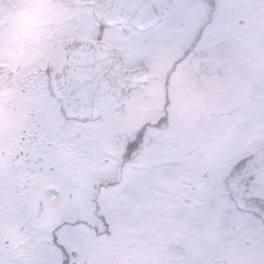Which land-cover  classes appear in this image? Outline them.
Listing matches in <instances>:
<instances>
[{
    "label": "flooded vegetation",
    "instance_id": "obj_1",
    "mask_svg": "<svg viewBox=\"0 0 264 264\" xmlns=\"http://www.w3.org/2000/svg\"><path fill=\"white\" fill-rule=\"evenodd\" d=\"M176 2L185 12L174 26L142 31L102 21L87 0H0V254L13 261L22 254L23 241L15 240L24 220L17 228L8 206L36 203L40 222L48 201L52 222L68 213L82 219L75 234H59L71 264H264V207L233 202L224 183L241 192L248 174L264 180V141L243 156H217L208 128L217 111L229 113L228 90L243 89L245 62L227 48L240 29L258 30L264 0ZM98 34L123 69L140 73L122 74L124 98L111 107L114 97L97 96L99 84L74 64L65 75L80 77V114L109 110L77 123L60 110L50 74ZM176 74L179 110L188 113L181 132L170 116ZM51 251L61 258L59 248Z\"/></svg>",
    "mask_w": 264,
    "mask_h": 264
},
{
    "label": "rangeland",
    "instance_id": "obj_2",
    "mask_svg": "<svg viewBox=\"0 0 264 264\" xmlns=\"http://www.w3.org/2000/svg\"><path fill=\"white\" fill-rule=\"evenodd\" d=\"M240 30L238 41L232 40V44L227 48V51L231 56L240 58L245 62L246 78L244 79L245 82L241 92L234 88L228 90L230 93L228 94L229 98H231L229 113L225 116L222 111H217L215 114V124L208 127L210 131H213L212 134L214 135V139L209 140V142L214 140L213 144L210 143L209 149H212L213 145V150L217 156H227L228 153H231L233 156H243L254 150L264 141V13L262 24L258 27V30ZM143 36H133V39L138 40ZM248 39L257 40L258 44L249 45ZM179 86L176 74L171 86L173 89V104L170 108V116L173 124L177 127V132L186 129L184 125L186 124V116L188 114L179 110L181 108V105L177 103L180 97ZM157 87L161 89L162 85L159 83ZM209 142L206 136L204 138V146ZM263 156H259V159ZM255 167L256 160L249 166L248 173L253 172ZM244 174L246 173H242L241 175ZM240 177L242 176L238 175L235 181H240ZM24 192L25 196L30 195L28 191L25 190ZM26 197L29 198V196ZM26 197H24V200ZM47 202H45V211L40 222H36V203L33 205L34 207L29 205L22 207L19 205L20 203L8 206L12 210L7 214V218L10 219L11 216L9 214L14 213V216H17L15 219L17 221V228L20 226L21 218L24 220L22 234L20 235L19 229L16 233L13 232L10 235V244L15 241H23V248L20 251L22 254L19 255L21 259L17 261L9 260L6 257L10 256L8 254H0V264H32L36 252L40 247L46 244L51 247L50 229L53 223H55V221H51L54 207L49 202L47 204ZM19 235L20 237H17V240L14 241V237Z\"/></svg>",
    "mask_w": 264,
    "mask_h": 264
},
{
    "label": "snow or ice",
    "instance_id": "obj_3",
    "mask_svg": "<svg viewBox=\"0 0 264 264\" xmlns=\"http://www.w3.org/2000/svg\"><path fill=\"white\" fill-rule=\"evenodd\" d=\"M185 8L182 4L177 3L176 0H141L136 5L133 12V19L128 25L129 30L139 29L142 31H152L155 29H162L174 26L184 15ZM137 14H139L137 16ZM108 26L101 25L100 32H107ZM103 39L102 34H98L95 41L90 42L88 49L85 50L84 45H80L73 51V62L79 65L84 73L86 79L95 81L97 84L109 80L111 82V91L115 93L118 88L123 87L124 80L120 70V64L116 60H110L107 64L98 63L92 56L95 51V45ZM94 65V66H93ZM48 71L45 74V87L49 88L52 94V88L49 87ZM51 79L54 88L56 89L55 98L58 101L60 110L67 119L80 122H88V114H80L81 99L80 91V77L73 72V74L66 76L65 69L62 67L60 72H51ZM99 115V113H97ZM136 140H132L126 146V153L134 150ZM246 161H238L229 172V176L235 175L240 171L241 167ZM227 189V196L233 202L239 197L240 199L251 200L256 203V208L264 207V194L252 195L250 189L253 187L259 188L264 193V180L258 179L254 174H248L243 178V189L241 192H233L228 188V180H224ZM103 219V216H101ZM82 219L73 214L68 213L58 219L50 229V245H54L61 250L62 256L59 260L55 259L51 247L46 244L38 249L35 259L32 264H71V258L67 251L64 250V245L60 243V233L63 232L68 235L75 234L81 227Z\"/></svg>",
    "mask_w": 264,
    "mask_h": 264
},
{
    "label": "water",
    "instance_id": "obj_4",
    "mask_svg": "<svg viewBox=\"0 0 264 264\" xmlns=\"http://www.w3.org/2000/svg\"><path fill=\"white\" fill-rule=\"evenodd\" d=\"M89 3L94 5V11L95 14L100 18L102 21H105L108 24H115V23H123L126 27H128L130 21L133 19V12L136 8V5L141 2V0H87ZM139 14H137L138 16ZM90 42L87 43V49ZM92 56L95 58V60L98 63L107 64L110 60H116L120 64V70L121 74L129 73L130 75H136L138 70L136 71H126L122 69V65L120 62V59L118 58L116 52L114 51V48L106 43L100 41L98 45H95V51H93ZM75 63L73 62V59L70 58L68 60V63L66 65L65 73L67 71L72 70L73 65ZM94 66V65H93ZM109 80H105L98 85V89H95L96 95L107 98V96H112L114 99L110 101L111 107L118 106L122 99L124 98V93L121 91L122 87L119 88V92L116 91L113 93L111 91V85H109ZM106 102V100H103ZM108 110H90L86 109L85 113L88 114H102L107 112ZM42 207L39 208L38 213H41Z\"/></svg>",
    "mask_w": 264,
    "mask_h": 264
}]
</instances>
